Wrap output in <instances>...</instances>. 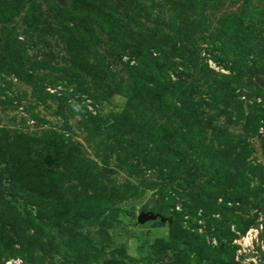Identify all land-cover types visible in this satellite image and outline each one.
Returning <instances> with one entry per match:
<instances>
[{
    "label": "rangeland",
    "instance_id": "1",
    "mask_svg": "<svg viewBox=\"0 0 264 264\" xmlns=\"http://www.w3.org/2000/svg\"><path fill=\"white\" fill-rule=\"evenodd\" d=\"M0 264H264V0H0Z\"/></svg>",
    "mask_w": 264,
    "mask_h": 264
},
{
    "label": "water",
    "instance_id": "2",
    "mask_svg": "<svg viewBox=\"0 0 264 264\" xmlns=\"http://www.w3.org/2000/svg\"><path fill=\"white\" fill-rule=\"evenodd\" d=\"M156 219V216L151 213L141 214L137 218V222L139 225H143L147 222L154 221Z\"/></svg>",
    "mask_w": 264,
    "mask_h": 264
},
{
    "label": "trees",
    "instance_id": "3",
    "mask_svg": "<svg viewBox=\"0 0 264 264\" xmlns=\"http://www.w3.org/2000/svg\"><path fill=\"white\" fill-rule=\"evenodd\" d=\"M160 225H162L163 223H159ZM171 230V229H170Z\"/></svg>",
    "mask_w": 264,
    "mask_h": 264
}]
</instances>
